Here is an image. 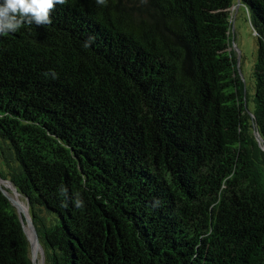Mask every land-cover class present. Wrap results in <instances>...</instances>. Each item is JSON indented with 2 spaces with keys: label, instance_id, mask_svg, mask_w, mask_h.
Listing matches in <instances>:
<instances>
[{
  "label": "trees",
  "instance_id": "trees-1",
  "mask_svg": "<svg viewBox=\"0 0 264 264\" xmlns=\"http://www.w3.org/2000/svg\"><path fill=\"white\" fill-rule=\"evenodd\" d=\"M235 2L67 0L0 35V176L46 264H264V0L253 109ZM25 224L0 190V264H34Z\"/></svg>",
  "mask_w": 264,
  "mask_h": 264
},
{
  "label": "clouds",
  "instance_id": "clouds-1",
  "mask_svg": "<svg viewBox=\"0 0 264 264\" xmlns=\"http://www.w3.org/2000/svg\"><path fill=\"white\" fill-rule=\"evenodd\" d=\"M67 0H0V35L16 32L24 25L45 26L52 23L51 12L56 5H64ZM101 6H106L107 0H96ZM95 37L89 36L83 42L84 48H90ZM45 76L48 73L44 74ZM55 72H52L55 78ZM60 194L67 195V189L61 186ZM74 206L77 209L84 207V201L79 193L74 194Z\"/></svg>",
  "mask_w": 264,
  "mask_h": 264
},
{
  "label": "rangeland",
  "instance_id": "rangeland-1",
  "mask_svg": "<svg viewBox=\"0 0 264 264\" xmlns=\"http://www.w3.org/2000/svg\"><path fill=\"white\" fill-rule=\"evenodd\" d=\"M233 12V10H232ZM232 17V28L234 30V41L235 45L233 49L240 56V70L242 72L241 78L245 83V86L248 90L250 108L253 109V97H254V81L252 79L253 68L257 59V44L256 34L254 29L251 26V23L248 18L247 10L244 6H241L237 12H233ZM235 18V19H234ZM5 171L4 163L0 160V172ZM9 184L5 183L4 185ZM8 187V186H7ZM11 187V185L9 186ZM16 198V197H15ZM22 201L23 205H26L25 201L22 198H19ZM25 208V207H24ZM31 226H26V232L31 239V236L27 228ZM32 230V228H31ZM33 232V230H32ZM38 264H44L42 262L41 256L38 257Z\"/></svg>",
  "mask_w": 264,
  "mask_h": 264
},
{
  "label": "water",
  "instance_id": "water-1",
  "mask_svg": "<svg viewBox=\"0 0 264 264\" xmlns=\"http://www.w3.org/2000/svg\"><path fill=\"white\" fill-rule=\"evenodd\" d=\"M241 6H244L246 8V10H247V14H249V11H248L247 7L244 5V3L242 2V0H236L234 6L232 8L233 12H237L238 9ZM233 12H232V17H233V14H234ZM232 32L234 33L233 28H232ZM234 45H235V41L233 40V46ZM237 67H238L239 74L241 76L242 72L240 70V56H239V54H238V58H237ZM256 135L259 137V134L258 133H256ZM259 141L262 142L260 138H259ZM5 183H9L11 185V187H7L6 185H4ZM0 190L9 199V201L18 209V213H19V216H20L22 222H26V224H25V230H26V226H28V225L31 226V228L33 230L34 237H35V241H33L32 239H30L31 244H32V250H33V263L34 264H38V257L40 255L41 256V259H42V262L44 264H46L45 252H44V249H43V247L41 245L40 238H39V235H38V231L36 229V226L34 224V221H33L32 217L30 215L29 206L27 204V201H25L26 200L25 197H23L24 198L23 200L26 203V205H24V207L26 208L27 211L26 212H23L21 210L19 204H18L19 203L18 202L19 201V198H22V195L20 193H18L17 189L15 187H13V185H12L11 182L2 179L1 176H0Z\"/></svg>",
  "mask_w": 264,
  "mask_h": 264
},
{
  "label": "bare ground",
  "instance_id": "bare-ground-1",
  "mask_svg": "<svg viewBox=\"0 0 264 264\" xmlns=\"http://www.w3.org/2000/svg\"><path fill=\"white\" fill-rule=\"evenodd\" d=\"M6 186L9 187L10 184H6ZM18 202H19L18 204H19L21 210H22L23 212H26L27 210H26V208H24V205L22 204V201L19 199ZM27 230H28V232H29V234H30V236H31V239H32L33 241H35L34 233L32 232L31 228L29 227V228H27Z\"/></svg>",
  "mask_w": 264,
  "mask_h": 264
}]
</instances>
